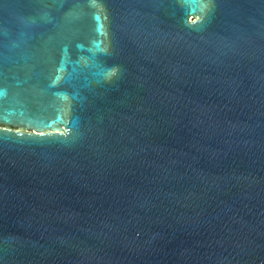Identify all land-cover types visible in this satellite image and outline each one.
Here are the masks:
<instances>
[{
    "label": "water",
    "instance_id": "1",
    "mask_svg": "<svg viewBox=\"0 0 264 264\" xmlns=\"http://www.w3.org/2000/svg\"><path fill=\"white\" fill-rule=\"evenodd\" d=\"M0 264H264V0H0Z\"/></svg>",
    "mask_w": 264,
    "mask_h": 264
}]
</instances>
